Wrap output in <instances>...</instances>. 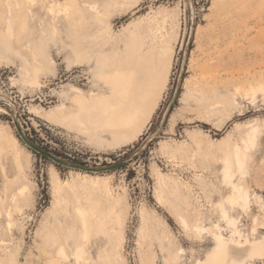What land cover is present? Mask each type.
Listing matches in <instances>:
<instances>
[{"label":"rangeland","instance_id":"1","mask_svg":"<svg viewBox=\"0 0 264 264\" xmlns=\"http://www.w3.org/2000/svg\"><path fill=\"white\" fill-rule=\"evenodd\" d=\"M149 60L166 79L136 139L45 120L76 91L109 94L100 73L138 77ZM218 238L226 264H264V0H0V264L60 247L61 264H212Z\"/></svg>","mask_w":264,"mask_h":264},{"label":"bare ground","instance_id":"2","mask_svg":"<svg viewBox=\"0 0 264 264\" xmlns=\"http://www.w3.org/2000/svg\"><path fill=\"white\" fill-rule=\"evenodd\" d=\"M145 67L146 71L138 77L135 76L136 72H133L127 67L120 69L119 71L118 69L116 71L114 70V72L111 73H100L99 76L104 78V83L106 84L105 86L107 87L109 94L101 93L87 96L81 91H76L75 93L68 95L70 100L69 105H63L59 109H50L49 111H46L44 115L45 120L54 124L75 123L77 124V127H79L78 125L83 127L86 126V124H90L95 130H109L113 136V144L126 143L136 139L150 120V117L156 108L160 89L166 79L165 69L156 71L154 67L151 66L150 60L147 64L145 63ZM140 69H142L141 66ZM37 70L38 68H36L35 73ZM37 81L38 80L35 77L30 79L29 82L36 84ZM114 97L116 99H114ZM79 128L82 129L81 127ZM85 128L86 127H84V129ZM256 131L257 129H252L247 133L249 141L252 143H254L253 141ZM234 155L235 159H237L238 166L241 167L244 159L243 152L240 148L236 147ZM10 173L12 176L10 178L12 179V182H19L24 179V174L18 160L15 165L10 166ZM224 174L225 178L229 180L228 182L233 184L231 182L230 167L228 165L224 169ZM233 185L237 191H241L237 185ZM17 188V190H19L18 195L22 196L25 185L20 184ZM228 200L233 203V201L236 200V197L229 196ZM16 204L17 201L15 202V205ZM80 214L84 233H82L81 236L82 242H75L72 252L77 261L84 256L88 242V219L84 212H80ZM7 224L11 225L10 219L7 221ZM194 226L196 230L200 229L199 225ZM218 242L222 243L220 238H218ZM263 247L262 244L251 246L250 253L258 254ZM225 249L226 256L221 252L212 264L217 261L219 264L225 262L229 253L228 249ZM57 252L58 258L50 259L48 264H61L60 259L66 258L67 252L64 247H60Z\"/></svg>","mask_w":264,"mask_h":264},{"label":"snow or ice","instance_id":"3","mask_svg":"<svg viewBox=\"0 0 264 264\" xmlns=\"http://www.w3.org/2000/svg\"><path fill=\"white\" fill-rule=\"evenodd\" d=\"M233 204L235 206V202L233 201ZM224 219L227 221L228 220V217L227 215L225 214L224 215ZM185 232L187 233V241L190 243V245L192 246L193 249H195L197 247V244L198 242H202V235H193L192 234V231L190 229H188V226L185 225ZM198 231V230H197ZM182 237H183V234H182ZM215 253H221L223 252L226 256V249L224 248V245L220 242L217 243V247L216 249L214 250ZM193 264H196V262L194 261ZM203 264H208V262H203ZM214 264H219V262H214ZM225 264H226V261H225Z\"/></svg>","mask_w":264,"mask_h":264},{"label":"water","instance_id":"4","mask_svg":"<svg viewBox=\"0 0 264 264\" xmlns=\"http://www.w3.org/2000/svg\"><path fill=\"white\" fill-rule=\"evenodd\" d=\"M30 146H31L33 149H35L36 151L41 152V153H43L44 155H47V156H49V157L55 159L50 153L45 152V151H42V150H40V149H38V148H36V147H34V146H32V145H30ZM110 167H112V166H108V167H104V168H100V169H90V170H91V171H102V170H107V169H109Z\"/></svg>","mask_w":264,"mask_h":264},{"label":"crops","instance_id":"5","mask_svg":"<svg viewBox=\"0 0 264 264\" xmlns=\"http://www.w3.org/2000/svg\"><path fill=\"white\" fill-rule=\"evenodd\" d=\"M36 68H38V70H39V67H35V71H36ZM38 70H37V72H38ZM35 76H36V74H35ZM35 76L34 77H31L30 79L35 78ZM30 79H29V81H30Z\"/></svg>","mask_w":264,"mask_h":264}]
</instances>
